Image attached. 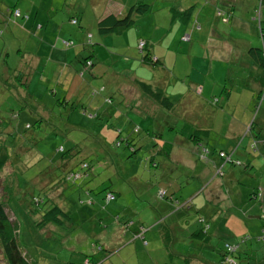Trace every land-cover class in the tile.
<instances>
[{
	"label": "rangeland",
	"instance_id": "rangeland-1",
	"mask_svg": "<svg viewBox=\"0 0 264 264\" xmlns=\"http://www.w3.org/2000/svg\"><path fill=\"white\" fill-rule=\"evenodd\" d=\"M49 1L0 0V133H6L4 136L7 135L8 150L13 159V163L9 164L8 161L0 173V202L6 205L12 217L18 245L29 261L32 264H84L90 259L92 264H201L205 259L219 255L221 249L227 251L222 254L223 261L217 262L216 259L212 264H264V226L257 224L262 225L260 215L264 211L259 216H246L245 220L252 222L247 224V233L242 231L243 224L224 221L226 227L238 234V242L228 241L227 248V238H215L212 242L214 249L206 250L201 242L190 240L187 236V227L197 225L196 209L182 206L187 193L177 191L175 196L178 203L167 202V206L164 205L170 193L184 181L189 171L188 164L182 158H177V162L173 163L174 159L167 157L163 161L166 164H162L154 157L158 163L154 166L152 160H148L149 152L154 148L153 141L149 139L143 142L138 136L144 137L148 132H154L157 136L161 134L171 144L169 150L172 151L185 138V120L172 114L167 116L162 110L156 113L158 115L150 114L147 120L138 118L139 113L132 115L127 110L118 109L125 105L122 90L118 87L107 90L104 80L107 70L111 75L113 70L124 68L131 62L126 59L113 60L104 47L96 46L95 43L100 42L95 31L96 16L101 4L109 9L113 6L116 12H119L120 6L110 0H94L93 3H90L92 0H51L52 4H48ZM136 1H129L119 14H123ZM144 2L150 4L151 10L142 15L143 18L138 16L141 18L137 20L138 26L128 30H140L150 36L151 39L147 38L152 54L160 58L168 70L161 73H156V70L154 73V80L160 76L167 78L163 82L165 95L178 100L181 86L187 87L191 81V71L193 76L194 72L199 74L202 82V70H205L215 80L216 99L221 97L224 87L233 96L240 88V81L235 79L232 72L243 67L239 65L235 68L232 62L239 59L240 63L247 65L248 59H252L242 45L244 42L255 48L264 45V0ZM32 7L33 14L40 21L36 22L33 30L23 25L22 29L18 28L20 25L15 24L16 19L22 21L28 18L21 9L29 10ZM189 7H192L190 17L178 12ZM232 7L235 12L231 18ZM15 10H19L21 16H16ZM219 10H223L222 16ZM77 14L79 21L72 24L71 19ZM227 17L230 20L226 22ZM41 22L48 25L49 31L53 30L52 41H42L39 34ZM88 32L92 34V45L82 43L84 40L80 33L86 36ZM68 38L73 41L74 45L69 47L78 53V58L88 56L89 50L96 46L92 58L96 78L91 79L89 71L80 75L82 68L77 58H73L69 65L67 62L46 64L50 60L49 50L65 49L63 42ZM37 40H40V47ZM109 40L107 38L103 42L109 45ZM126 41L127 38H124L123 44ZM133 48V53L140 60V52L135 46ZM64 55L63 59L67 60L69 54ZM98 56L101 57L98 59ZM209 67H213L212 74L208 71ZM221 67L226 76L224 84L223 77L218 80L213 75ZM132 69L135 70V67ZM13 71L20 73L13 74ZM71 73L76 74L73 76ZM253 80L256 82L253 90L260 91L248 125H251L253 135H257L245 137L250 139L249 143L254 140L261 145L264 138V74L261 87L258 77H253ZM72 81L79 82L83 87H68L65 101L63 95ZM124 84V87L130 88L133 81L129 79ZM200 86L197 85V91H200ZM175 91L177 98L173 97ZM101 100L107 104V111L95 108ZM158 119H169L168 127L155 126ZM227 120V115L219 112L218 124L212 132L215 139L211 138L216 148L221 144L223 148L229 147L222 136L229 127ZM1 121L7 126L4 127ZM136 127L138 132L133 131ZM245 131L246 128L242 131L244 135ZM126 137H134L130 141L136 149L134 153L125 145ZM120 140L121 145L117 146ZM249 143L247 148H250L251 156L264 158ZM216 153L217 150L212 154ZM188 158L198 164L197 169L202 166L195 155ZM216 158L220 166L223 160L218 154ZM82 162L90 165L88 170L79 178L68 179L67 173ZM247 163L248 172L255 170L249 161ZM174 178L179 180H175L174 187L169 188L168 182ZM200 180L192 179L184 191L197 187ZM160 187L167 191L164 197L159 194ZM88 189L91 190L88 192ZM256 190L264 195V181L258 183ZM107 193H111L113 198L105 201ZM226 194L228 199L221 205L218 216L228 219L231 215L234 221L246 193L244 191L239 199L235 198L233 192ZM91 200L94 201L93 207ZM52 202L60 205L68 217H63L61 223L46 224L42 231L35 223L43 212L52 208ZM122 205L126 210L116 215ZM86 210L90 217L83 214ZM134 223L139 232L131 238L128 227ZM256 227H259L257 233ZM128 229V236L123 237ZM118 234L121 236L120 242L113 245ZM109 237L112 240L106 243L104 240ZM239 242L253 249L250 253L254 257H235L231 250ZM216 243H219L218 247Z\"/></svg>",
	"mask_w": 264,
	"mask_h": 264
},
{
	"label": "crops",
	"instance_id": "crops-1",
	"mask_svg": "<svg viewBox=\"0 0 264 264\" xmlns=\"http://www.w3.org/2000/svg\"><path fill=\"white\" fill-rule=\"evenodd\" d=\"M110 1L120 6L119 12H116V13H120L122 9L125 8V6L131 0H128V1L127 0H110ZM93 2L94 0H92L90 3H93ZM48 4H52V1L50 0ZM7 6L10 7V5H7ZM112 9L115 10L113 6H112ZM32 10H33V7L29 10H27L26 8H24L23 10L21 9V12L23 14L28 15V18L27 20L24 19L22 21H18V19H16L15 24L20 25V27L18 28L22 29L21 25H23L24 27H29L32 30L36 27V22L40 20H38L39 18L37 17V15L33 14ZM107 10L108 8H106L105 6H103V4H101L98 10L97 16L102 15ZM231 10H232V16H231L232 18L235 12L234 7H232ZM141 18H138L137 20L139 21V19ZM40 27L41 29L39 30V34H41L42 41L43 40L49 41V39L50 41H52L53 30L49 31L48 25L43 24V23L40 24ZM48 35H50V38H48ZM138 37L147 39V41H149L148 38L151 39L150 36L144 33H141L140 30H135V29L134 31L128 30L127 32L123 33L122 42L117 41L115 39L111 40L109 36L110 40H109V45L106 44V48L108 49L106 54L107 53L110 54V57L113 60L126 59V60H130L131 63L126 64L124 68L113 70L111 75L108 73V70H107V74L104 76V80L106 81V88L108 91H111L115 89L116 87H118V89L122 90L123 92L122 102L125 105L120 106V108L118 109H121L122 111L127 110L129 114H132V115H134L135 113H139V116H137L138 118L143 117L145 118V120H147L150 114L158 115L156 113L160 112L161 110L163 111V109L155 105V103L146 94H144L140 90V88L136 84V81L141 80V81L149 83L150 85L159 86L162 88L163 93L165 95V91L163 88L164 86L163 82L167 78L160 76L158 78L156 77L157 79L154 80V73L156 70H158L156 73L167 72L168 70L165 66L162 65L163 64L162 60L158 57L156 58H158L160 62L157 65H149V64L141 63V59L138 60L136 58V55L133 53L134 48L132 47V45H135V42H137ZM124 38H127V41L125 44H123ZM36 43L40 47V40H37ZM250 45H251L250 43H246V42H244V44L242 45L248 55H250L249 54ZM114 51H117L120 54H116ZM64 53L69 54L68 56L69 58L67 60L63 59L65 57ZM75 54L76 53L74 52L73 49L65 50V49H59V48H52L49 50V54H48V58L50 60L46 64L53 62L58 65V64H62V62H65V63L69 62L73 60ZM99 57L101 56H98V59ZM40 63H41V59H40ZM232 63L235 66V68L236 66L238 67L239 65H242L243 67L241 68L242 70L232 72L234 73L235 79L240 81V88L237 89L236 93L233 96L230 95V92L228 93L227 96L229 97V99L227 100L228 101L227 106H226L225 95L222 92L223 90L221 91V97L218 98L217 103L220 102V104H222L221 103L222 99H224L225 100L224 108L221 106L217 107V105L211 102L212 98L216 96L215 87H213V83L215 80H213L208 75L207 71L205 70H202L203 72L201 76L202 82H200L199 74L194 72V76L192 75L193 74V70H192L191 71V81L189 82V85L187 87L185 85H182L181 88L179 89L181 92L180 98L177 100V99H172L170 97L171 100L174 102V108H173L172 115L174 117H178L180 120H185L184 121L185 138L183 141L180 140L181 144L178 147H175L174 150L170 151L169 147L171 146V144L167 142L166 140H164L161 134L157 136L155 135L154 132H148L147 135L144 137L140 135L138 136L140 141L144 142L149 139L153 141L154 148L152 151H150V153L152 154V157L155 156L157 158V161H160V160L164 161L165 157H167V158H172L174 159V161L177 162V158H182L183 161H186L185 163L188 164L187 165L189 169V171L187 172L189 175L188 182L191 183L192 179H194V181L201 179L199 182H197V187L192 188L188 191L181 190V192L187 193L188 195L185 198L184 202H188L194 205L195 208H201V207L209 208L212 211V213H214L215 210L218 211L220 208H222L221 205H223V202L228 199L226 193L233 192L235 198L239 199L241 198V196L243 195L245 191L246 198H243L242 200L245 199L243 204L238 206L240 210H238L236 213L237 218H235L234 221H232L233 217H231V215L229 216L228 219L223 217L222 222H220L217 228L215 229L216 231H219V233H224L225 234L224 237L227 238L226 240L229 241L230 243L238 242L237 241L238 234L235 231H232L228 227H226V224L224 221L228 220L227 222H230V223L235 222L238 224H243L244 229H242V231L243 233H247L248 232L247 228L249 227L247 224L249 222L250 223L252 222L249 220H245L246 216L249 214L251 216H255V215L258 216L260 212L256 204L247 200L248 194L252 191L253 188L255 189V187L258 185L259 182L264 181V158H260L257 156H251V154L246 156L245 153H243L245 155L244 160L249 161L251 167L252 168L255 167V170L253 171L251 170V172H248L249 168L240 169L237 167L226 165V166H222V170L224 174H222L221 176L216 175V168L220 166H218L217 164L219 163L218 159L217 158L215 159L216 154H212V153H214L218 149L228 150L230 148H235L237 146L239 138L241 136L242 137L244 136L242 132L243 129L247 128L248 121L251 119V114L253 112V109L256 103L255 96L258 95V91H259V89L255 91L253 90V84H256L255 80H253V77H258L260 87L263 83L262 79H263L264 69H262V67L259 66L257 62H254L251 58L248 59L247 65L240 63L239 59L235 60V62L233 61ZM132 67H135V70L132 69ZM140 69L143 70L142 73L139 72ZM150 71L152 72L151 74L152 82L150 81L151 80ZM208 71L211 72L212 74L213 67H209ZM18 72L13 71V74H16V73L19 74ZM93 72L95 73V68ZM144 74H147L148 76H145ZM71 75L75 76V74H72V73ZM213 75L218 80H221L223 77V84L226 82V76H224L222 67L220 68V71L218 73L213 72ZM90 76H91V79L95 78V76L91 74ZM129 79H132L133 85L130 88L124 87L125 86L124 83H126ZM192 81L193 82L195 81V83H193ZM196 83L197 85L201 84V86L199 87L200 91H197ZM73 85L83 87V85L80 84L79 82L74 83V81H72L67 85V88H66L67 92L64 94V96L66 97L68 96L67 94L69 90L68 87L73 86ZM174 94L176 95H174L173 97L177 98L178 97L177 91H175ZM106 105L107 104L101 100V102L97 106H95V108L99 109L100 111L102 110L107 111ZM231 105L234 106L233 115L229 116L228 108ZM110 112L111 111H109V113ZM219 112H223L224 116L226 114L227 119H228L226 121L228 122V125H229L228 130L227 132H225V135H222L227 140L226 142H228L229 144L228 149L223 148L222 144L217 145V148H216L214 142L211 140V138L215 139L214 138L215 135H213L212 132L214 131V129L216 128V125L218 124L216 120H217V116ZM164 114L168 116L167 113L164 112ZM243 118H245V121ZM168 120L169 119H165L162 121L158 119L157 125L155 126L167 128ZM263 121H264V118H263ZM194 128H200V129L207 130L208 133H207L206 140H207V145L210 148V154L208 156L209 159L204 160V162L200 161L199 164L200 166L201 165L202 166L199 169H197V167H199L198 164H195L191 159L188 158V156L195 155L192 152L193 140L189 139L191 138L190 134L192 133ZM128 138L133 139L134 137H128ZM249 140L250 139L247 137L241 139L240 147L243 148V152H245L244 150L247 149ZM262 143L261 145H258V149H259V152L262 153L264 157V142L262 141ZM182 144H183V149H181ZM192 163L193 165H191ZM244 178L245 179L250 178L252 180L248 181V180H245ZM233 185L235 186L234 189H233ZM169 188H172V187H169ZM174 193H176L175 190H174ZM200 195H201V198H199ZM167 202L170 203L167 199L166 203H164L165 206H167ZM87 209L90 210L89 208ZM88 210H86L83 214L87 217H90V213H88ZM125 210L126 209L122 205V207H120V210L118 211L116 215H120V212H123ZM95 218H99V217H95ZM125 221H127L126 218H125ZM221 224L222 226H220ZM257 224L261 226L259 222H257ZM128 228L131 229V233H132L131 238L136 237L137 233L139 232V228H137L136 223H134ZM129 229L126 232L123 231L124 232L123 237L128 236ZM258 229L259 227L255 228L256 233ZM120 237L121 236L118 234V236L114 238L113 245L118 244L120 242ZM111 240L112 238L109 237V238H106L104 241L107 243ZM262 245H264V243ZM210 247L212 246L210 245ZM239 248L241 249V248H250V247L241 245ZM252 257H254V255ZM212 260H215V259H212ZM248 264H252V263L249 262Z\"/></svg>",
	"mask_w": 264,
	"mask_h": 264
},
{
	"label": "trees",
	"instance_id": "trees-1",
	"mask_svg": "<svg viewBox=\"0 0 264 264\" xmlns=\"http://www.w3.org/2000/svg\"><path fill=\"white\" fill-rule=\"evenodd\" d=\"M231 7V6H230ZM11 8V7H10ZM9 8V9H10ZM151 10L150 4L147 2H144V0H137L135 3H133L123 14H119L116 13L115 10L113 9H109L103 13L102 15L97 16L96 18V34L98 35V38L100 40L99 43H95L96 46H102L105 48L106 52H107V48H106V44L103 42V40L109 38L108 36H110L111 40L115 39L117 41H121L123 40V33L127 32L125 30H128L132 27H137L138 23H137V17L138 16H142L144 14H146L147 12H149ZM12 11V10H11ZM222 11L223 10H219L218 13L222 16ZM20 12V11H19ZM180 12V15L184 16V17H190V15L192 14V7H189L185 10H181L178 11ZM79 14L75 15L74 18H72V24H77L79 21ZM21 16V13L20 15ZM230 19L227 17L226 18V22L229 21ZM262 26L260 24V30L263 33L262 30ZM77 35V34H75ZM263 35V34H262ZM80 36L82 38V40H84V42L82 43H89L92 45V41H91V37L92 34L88 32V34H86V36L83 33H80ZM116 36V37H114ZM140 43H142V46H140ZM63 44L66 46L65 49H72V47L69 46H73V41L68 38L67 41L64 40ZM96 46L94 45L90 50H89V55L87 56H79V58L77 57L76 53L74 55V59L77 58V61L79 62V64H81V70H79L80 75H83L86 71H89V74L95 76V78L97 77L95 75V73L93 72L94 70V61H93V57L94 54L96 52ZM135 46L137 48V50L140 52L141 54V63H145V64H149V65H157L160 61L158 58L154 57V55L151 52V46L149 44V41H147V39H144L142 37H138L137 42H135V45H132V47ZM249 54L252 56V60L254 62H257V64L259 66L262 67V69H264V45L262 48H255V47H250L249 48ZM249 55V56H250ZM71 61L67 62L68 65L69 63H71ZM66 64V63H65ZM78 72V73H79ZM20 73V71L18 72ZM77 73V72H76ZM75 73V74H76ZM17 74V73H16ZM19 75V74H18ZM137 86L140 88V90L146 94L154 103L155 105H157L159 108L163 109V111L167 114H173V108H174V102L171 100L170 97L164 95L163 90L161 87L159 86H154V85H150L147 82L141 81V80H137L136 81ZM226 91V92H224ZM260 91V90H259ZM258 91V93H259ZM225 95V100H226V106H227V100L229 99V97L227 96L229 93V90L224 87L223 91H222ZM256 97V98H255ZM255 98V102L257 100V98L259 97V94L256 95ZM63 98L65 101L66 100V96L63 95ZM225 100L222 99V104L217 103L218 99H216L215 97L212 98V101L214 102L215 105L221 106L224 108V103ZM256 104V103H255ZM233 109L234 106L231 105L228 108L229 111V116L233 115ZM231 114V115H230ZM245 121V118H243ZM2 122V121H1ZM249 122V121H248ZM5 123L2 122V125H4ZM7 125L5 124L4 127H6ZM174 128L177 129V126H175ZM252 127L251 125H248L246 128V131L244 132L245 136L250 135L249 137H255V135H253L252 131ZM134 132H138V127L133 129ZM207 130L204 129H200V128H194L192 133L190 134L191 138H189L190 140H193L192 143V147L194 146L192 152L193 154L196 155L197 160L203 161L204 160H208L209 159V154H210V148L207 145ZM6 133L3 131V134L0 133V173L1 171L4 169L5 165L7 164V162L9 161V164L13 163V159L10 157V153H9V143H7L6 140V136H4ZM155 135H158L155 133ZM4 136V137H3ZM11 136V135H9ZM5 138V139H4ZM241 139L242 136L239 138L237 146L235 148H233L232 150H225V149H218L217 153L219 158H221L223 160V163L220 165V167L216 168V175L221 176V173L223 174V170H222V166H233V167H237V168H243L246 169L249 167L248 165V161L244 160V156H248L250 155L251 152H249L250 148H247L246 150H244L245 152H243V148L240 147V143H241ZM121 141H119V145H121ZM125 145L127 147H129L130 151L132 153H134L136 151L134 145H132L130 143V141H132V139H129L128 137L125 138ZM264 142V139L262 140ZM249 145L251 147H253L255 150H258V145L259 143L257 141H250ZM212 152V151H211ZM150 153V152H149ZM245 153V155L243 154ZM150 158L148 159L149 161L152 160V164H154V166L158 165V163L155 160V156L152 157V154L150 153ZM65 159H68L67 156H65ZM64 158V157H63ZM160 162L162 164H166L163 161L160 160ZM173 163H176V161H173ZM65 164V163H63ZM83 164H86V166H83ZM79 166V168H78ZM78 166L74 169H71L70 172L67 173V178L69 179L71 177V179H75V178H79L84 172H86L88 170V168L90 167V165L87 162H82L81 164L79 163ZM78 168V169H77ZM84 169V171H80ZM78 173L79 176L78 177H73L72 174ZM13 176L15 175V171H12ZM186 176L184 181L181 183V186H177V188L175 189V191L180 192L181 190H184V188L188 185V178L189 175L188 173L185 174ZM186 178L188 180H186ZM175 180H179V179H171L170 182H168V187H174V181ZM182 181V180H180ZM55 187V186H54ZM53 187V188H54ZM183 187V189L181 188ZM257 187V186H256ZM253 188L252 191L248 194V201L253 202L254 204L257 205L258 209H259V215L262 214V212L264 211V195L259 191ZM106 190V188H103ZM91 189H88L87 191L89 192ZM159 194L164 197L167 194V191L165 189H162V187H160L159 189ZM183 193V192H182ZM108 194V193H107ZM106 194V195H107ZM79 201L81 200L80 197ZM113 198V195H112ZM168 201L170 202V204H173V202L178 203V198L177 196H175L174 192L170 193V196H168ZM185 200V199H184ZM105 201H106V196H105ZM93 200L90 201V205H93ZM53 206L51 209L43 212L41 214V218L39 221H36V226L40 227V230H42V228L48 224V223H61L63 220V217H68V213L65 212L62 207L60 205H58L56 202H52ZM182 206H186V208L188 209H196V227L189 228L187 227L186 229V233L187 236L190 240H197L199 242H201L204 245V248H206V250H213L214 249V242L213 240L215 238L220 239V238H224L225 234L224 233H219V231H216L215 229L217 228V226L219 225L220 222H222V217L218 216V212L222 209L220 208L218 211L215 210L214 213H212V211L209 208H195L194 205L188 203V202H184L182 204ZM258 215V216H259ZM260 218L263 219L262 220V225L264 226V214L260 215ZM222 226V224L220 225ZM44 231V230H42ZM17 232H16V227L15 224L12 220L11 215L9 214L6 205L3 202H0V249H1V258H0V264H32L28 257L27 254L20 249L18 242H17ZM226 246L228 248V241L226 240ZM210 245L212 247H210ZM216 247L219 246V243L215 244ZM242 244L239 242L238 245L234 244V247L232 248V252L233 255L235 257H238L240 259L246 258V256H253L252 253H250L251 248H239ZM102 247L99 245V249H101ZM223 253H227L222 251L220 249V253L219 255H214V257L205 259V261H202L201 264H212V259H217V262H222L223 260L221 258H223L224 256L222 255ZM89 257V256H88ZM211 259V260H210ZM247 260V259H246ZM88 261H90V264L92 260L88 259ZM248 261V260H247ZM72 264H80V263H73ZM217 264V263H216ZM239 264V262L237 263Z\"/></svg>",
	"mask_w": 264,
	"mask_h": 264
},
{
	"label": "built area",
	"instance_id": "built-area-1",
	"mask_svg": "<svg viewBox=\"0 0 264 264\" xmlns=\"http://www.w3.org/2000/svg\"><path fill=\"white\" fill-rule=\"evenodd\" d=\"M14 13H15L16 16H19V15H20L19 10H15ZM140 46H142V43H140ZM83 166H86V164H83ZM72 175H73V177H78V176H79L78 173H75V174H72ZM110 198H112V194H111V193H108V194L106 195V199H110ZM84 264H90V262H89L88 260H86V261L84 262Z\"/></svg>",
	"mask_w": 264,
	"mask_h": 264
}]
</instances>
